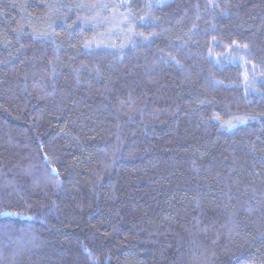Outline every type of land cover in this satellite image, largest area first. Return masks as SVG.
<instances>
[{
	"label": "trees",
	"instance_id": "1",
	"mask_svg": "<svg viewBox=\"0 0 264 264\" xmlns=\"http://www.w3.org/2000/svg\"><path fill=\"white\" fill-rule=\"evenodd\" d=\"M130 9L0 0V264H264V85L210 57L264 71V0H175L153 42L87 49Z\"/></svg>",
	"mask_w": 264,
	"mask_h": 264
},
{
	"label": "rangeland",
	"instance_id": "2",
	"mask_svg": "<svg viewBox=\"0 0 264 264\" xmlns=\"http://www.w3.org/2000/svg\"><path fill=\"white\" fill-rule=\"evenodd\" d=\"M137 0H119L123 9L131 8L134 11V20L136 22L134 30L125 32V27L129 25V19H126L120 14H114L112 17L113 24L117 36L113 45L109 46L106 40V35H101L98 38L88 43L87 49H104L111 48L115 50L122 49L123 42L127 40L129 43L134 45L148 44L157 39L160 35L148 36L138 29L140 25L150 26L152 23H157L155 18L154 9L162 6L169 5L175 0H146L140 10H136L133 6ZM49 16L47 17V19ZM126 33V34H125ZM107 44V46L105 45ZM215 46L218 43L215 42ZM210 57L215 61L219 68L228 65H238L243 70V83L242 87L247 97L252 101L255 98L261 96V89L264 85V71L249 60V49L248 47H242L239 45L232 46H220L214 47L210 51Z\"/></svg>",
	"mask_w": 264,
	"mask_h": 264
}]
</instances>
